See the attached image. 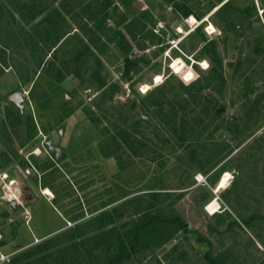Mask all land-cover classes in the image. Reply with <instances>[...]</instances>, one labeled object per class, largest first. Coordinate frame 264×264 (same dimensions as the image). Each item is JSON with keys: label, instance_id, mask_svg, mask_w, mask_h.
<instances>
[{"label": "rangeland", "instance_id": "1", "mask_svg": "<svg viewBox=\"0 0 264 264\" xmlns=\"http://www.w3.org/2000/svg\"><path fill=\"white\" fill-rule=\"evenodd\" d=\"M150 217L120 264H264V0H0V264Z\"/></svg>", "mask_w": 264, "mask_h": 264}, {"label": "trees", "instance_id": "2", "mask_svg": "<svg viewBox=\"0 0 264 264\" xmlns=\"http://www.w3.org/2000/svg\"><path fill=\"white\" fill-rule=\"evenodd\" d=\"M188 15H189V13H185V16H188ZM128 34H130V36L132 38H134L130 32H128ZM121 37H122V39L124 38L122 35H121ZM129 49H130V46L127 45L126 51H128ZM171 221L175 223V221H173V219ZM156 222H157L156 217L155 218L150 217L148 219L147 224L139 225L138 227L135 226L132 229L133 230L132 231V234H133L132 238H130L129 236H124L123 238L120 236L117 237L116 241L114 242L116 245V247H114L115 248V254L113 255V257H111L108 260L107 264H120L123 260H127L133 253H135V250L137 248L140 236L142 234L150 233L151 229L155 228ZM182 229L184 231H188L186 225H184ZM54 240H55V238H52L48 241L50 243V245H52L51 243H53ZM207 245L209 247V250H208L207 255L205 256L206 260L208 261L209 264H217L214 257L210 256V243L208 241H207ZM46 248H47V246L44 245L42 247V251L45 250Z\"/></svg>", "mask_w": 264, "mask_h": 264}, {"label": "water", "instance_id": "3", "mask_svg": "<svg viewBox=\"0 0 264 264\" xmlns=\"http://www.w3.org/2000/svg\"><path fill=\"white\" fill-rule=\"evenodd\" d=\"M7 101L16 106L20 111L23 110V96L21 92L17 91L9 94L7 96ZM44 145L49 153L55 154L56 157L60 156L62 152L61 149L51 146L50 142H46Z\"/></svg>", "mask_w": 264, "mask_h": 264}, {"label": "bare ground", "instance_id": "4", "mask_svg": "<svg viewBox=\"0 0 264 264\" xmlns=\"http://www.w3.org/2000/svg\"><path fill=\"white\" fill-rule=\"evenodd\" d=\"M210 27H208V29H209ZM178 64V61H175L174 62V67H176V66H178L177 65ZM14 182V181H13ZM13 182H11L10 184H14ZM226 181L224 180V178H222V180H221V182H220V185H219V187H218V189H221L222 187H224L225 186V183ZM8 187V186H7ZM8 189V188H7ZM43 193L44 194H46V195H50V192L46 189L45 191H43ZM14 197V196H13ZM17 199V198H16ZM216 203H215V201L214 202H212L211 204H209L208 206H207V208H206V210L210 213V214H214L215 212H216Z\"/></svg>", "mask_w": 264, "mask_h": 264}, {"label": "snow or ice", "instance_id": "5", "mask_svg": "<svg viewBox=\"0 0 264 264\" xmlns=\"http://www.w3.org/2000/svg\"><path fill=\"white\" fill-rule=\"evenodd\" d=\"M191 77H190V75L189 76H187V77H185V79H190ZM227 179V178H226Z\"/></svg>", "mask_w": 264, "mask_h": 264}, {"label": "built area", "instance_id": "6", "mask_svg": "<svg viewBox=\"0 0 264 264\" xmlns=\"http://www.w3.org/2000/svg\"><path fill=\"white\" fill-rule=\"evenodd\" d=\"M0 259H4V256L3 255H0Z\"/></svg>", "mask_w": 264, "mask_h": 264}, {"label": "clouds", "instance_id": "7", "mask_svg": "<svg viewBox=\"0 0 264 264\" xmlns=\"http://www.w3.org/2000/svg\"><path fill=\"white\" fill-rule=\"evenodd\" d=\"M206 68L208 67V64L207 63H205V65H204Z\"/></svg>", "mask_w": 264, "mask_h": 264}]
</instances>
